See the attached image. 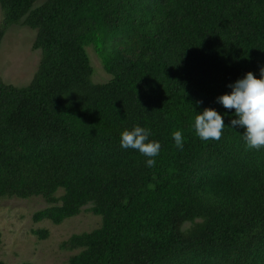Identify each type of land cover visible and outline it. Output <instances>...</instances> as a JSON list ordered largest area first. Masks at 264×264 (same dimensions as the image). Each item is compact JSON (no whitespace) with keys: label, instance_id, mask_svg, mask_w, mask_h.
<instances>
[{"label":"trees","instance_id":"1","mask_svg":"<svg viewBox=\"0 0 264 264\" xmlns=\"http://www.w3.org/2000/svg\"><path fill=\"white\" fill-rule=\"evenodd\" d=\"M0 9V45L23 26L41 52L28 86L0 79V201L41 197L49 206L33 221L57 226L90 206L101 226L64 243L76 251L68 264H264V148H246L244 130L230 128L235 110L217 103L247 73L260 78L264 0H0ZM88 48L108 82L92 83ZM206 108L224 117L218 141L195 133ZM134 126L161 145L153 167L120 146Z\"/></svg>","mask_w":264,"mask_h":264},{"label":"rangeland","instance_id":"2","mask_svg":"<svg viewBox=\"0 0 264 264\" xmlns=\"http://www.w3.org/2000/svg\"><path fill=\"white\" fill-rule=\"evenodd\" d=\"M1 23L0 9V26ZM35 39L36 31L30 28L11 26L7 29L0 45V79L5 85L24 88L32 81L41 60V52L33 49ZM87 53L93 69L92 83L108 82L111 77L94 51L88 48ZM48 206L41 197L0 201V261L4 264H68L76 251H67L64 243L74 235L89 233L101 226V219L89 211L90 206L58 226L50 221L35 223L34 214ZM34 231L46 234L40 238Z\"/></svg>","mask_w":264,"mask_h":264},{"label":"clouds","instance_id":"3","mask_svg":"<svg viewBox=\"0 0 264 264\" xmlns=\"http://www.w3.org/2000/svg\"><path fill=\"white\" fill-rule=\"evenodd\" d=\"M227 87L231 89L230 93L219 96L217 103L227 110H235V118L230 120V128H242L244 131L241 135L246 148L259 151L264 148V68L260 69L259 79L249 72ZM193 127L201 141H218L226 126L220 113L215 109L206 108L196 114ZM150 135L149 129L134 126L132 130L121 133L120 146L138 151L147 157L146 165L153 167L161 145L158 141H150ZM172 140L175 147L183 149L182 131L173 132Z\"/></svg>","mask_w":264,"mask_h":264}]
</instances>
